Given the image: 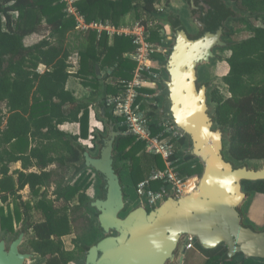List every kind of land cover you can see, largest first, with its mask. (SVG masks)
Returning <instances> with one entry per match:
<instances>
[{"label": "trees", "instance_id": "16d2710c", "mask_svg": "<svg viewBox=\"0 0 264 264\" xmlns=\"http://www.w3.org/2000/svg\"><path fill=\"white\" fill-rule=\"evenodd\" d=\"M218 2L227 8L225 3ZM233 2L236 10L231 14L232 25L227 23L219 46L221 50L230 51L223 59L228 70L222 75L228 94H222L217 86L209 89L207 83L202 84L208 86L211 122L222 134L224 158L235 166L234 162L245 159H264V25L257 24L259 19L264 21V0ZM161 4L165 7L169 0L75 2L86 21L109 20L119 25L128 16L130 21L155 19L157 28L162 27L160 20L163 18L173 27L183 24L178 18L164 17L157 9ZM74 28L75 19L66 13L60 0H0V229L5 234H14L13 239L25 234L31 258L38 257L42 260L39 264H84L87 249L102 237L111 235L101 233L95 223L98 211L93 206L94 200L86 194L95 181L93 172H96L92 168H78L76 164L83 150L78 139L89 135V101L77 99L65 84L72 73L70 57L75 51L78 67L74 75L83 80L92 75L95 83V66H107L116 81L104 86L103 92L118 93L120 81L130 78L135 67V62L124 54L131 52L134 46L128 36L117 35L110 42L105 34L98 36L92 30L76 33ZM157 28L152 30L150 37L156 43L162 37ZM240 32L245 35L239 36ZM33 35L41 36L27 42ZM168 44L170 40L166 39L162 50L153 55L158 62L154 70L162 74L164 70L160 64L168 56L169 50L165 49ZM40 65L45 67L42 71L38 69ZM159 87L158 83L157 89ZM157 89L150 91L154 93ZM151 100L162 102L160 96ZM157 111L158 107L148 111L151 132L167 136L169 131L164 122L173 123L162 119ZM111 117L116 122L115 127L125 131V126L118 123L119 118ZM67 121L79 123V134H68L58 128ZM171 141L182 175L199 176L201 162L184 149L187 136H175ZM143 146V141L130 134L123 133L114 141L113 164L121 184L119 163L122 169H128L135 183L153 167H164L161 156L142 151ZM18 160L23 169L33 164L38 170H18L15 181L9 174V164ZM53 162L56 166L47 169ZM71 167L79 171L74 172L76 175L73 173L72 182L64 184L66 170ZM97 179L98 197H102L103 182ZM51 183L55 186L54 200L48 199L45 191L40 192ZM25 185L35 195L32 201L21 199L18 193ZM242 185L250 193L264 194V178L244 180ZM152 187L157 188L158 183L154 182ZM122 188L124 192L123 185ZM9 196L12 209L4 206ZM57 201L62 204L57 206ZM14 223L21 224L17 231ZM74 230L77 231L75 249L66 250L62 236ZM195 247L206 257L203 264H264V258L245 257L241 253L229 257L223 243L206 246L196 242ZM75 251L84 253L83 261Z\"/></svg>", "mask_w": 264, "mask_h": 264}, {"label": "water", "instance_id": "95a60500", "mask_svg": "<svg viewBox=\"0 0 264 264\" xmlns=\"http://www.w3.org/2000/svg\"><path fill=\"white\" fill-rule=\"evenodd\" d=\"M218 1L208 0L210 13L201 9L199 19L191 13L196 27L192 35L183 24L173 27L167 19L160 20L170 44L166 47L168 56L160 64L164 74L155 94L162 99L161 118L187 136L185 152L202 164L195 188L168 195L149 208L139 200L126 211L127 200L113 164L114 141L123 132L115 127L110 108L100 103L105 131L93 153L83 146L78 168H92L103 182L102 197H97L100 192L96 190L92 200L98 211L97 226L101 233L111 235L87 249L84 264H182L188 236L206 246L225 244L229 257L241 253L264 258V227L256 228L246 221L245 211L250 207L248 202L260 193H250L242 185L244 180L264 178V159H245L232 166L224 158L222 134L211 122L208 86L198 82L199 69L210 64L233 13ZM258 160L262 162H252ZM93 183L96 185V179ZM24 239L25 234L10 242L0 238V264L34 261L32 251L22 248Z\"/></svg>", "mask_w": 264, "mask_h": 264}, {"label": "built area", "instance_id": "2783aa9c", "mask_svg": "<svg viewBox=\"0 0 264 264\" xmlns=\"http://www.w3.org/2000/svg\"><path fill=\"white\" fill-rule=\"evenodd\" d=\"M64 3V10L75 19L74 30L77 33H86L90 30L97 35L105 34L108 38L117 35L128 36L134 46L129 54L135 62L131 77L121 80V89L116 94L106 96L105 103L111 110V114L119 118L118 123L125 126L124 134H130L136 139L144 142L147 151L160 155L164 167H153L148 174L135 185V193L139 200L149 207L156 205L162 198L168 195H178L190 192L196 185V176H184L179 171L178 157L174 156V144L171 139L175 136H182L172 125L164 122L169 135L160 136L153 134L150 129V108H157L161 104L151 99L156 96L157 84L162 77V72L154 70L158 62L153 57L154 53L162 50L166 41L167 33L165 28L158 27L155 19L145 18L134 20L130 23L114 25L109 20L86 21L75 6L76 0H60ZM159 11H163V5H157ZM157 28L162 36L158 43L150 40L152 30ZM167 47V46H166ZM165 47V49H167ZM94 179L96 174L93 172ZM158 183L157 188L152 184ZM195 237L188 236L183 244L185 250L195 245Z\"/></svg>", "mask_w": 264, "mask_h": 264}, {"label": "crops", "instance_id": "0c3cea01", "mask_svg": "<svg viewBox=\"0 0 264 264\" xmlns=\"http://www.w3.org/2000/svg\"><path fill=\"white\" fill-rule=\"evenodd\" d=\"M169 4H171V1H169ZM127 17L128 16H126V18H125V22H123L121 24H126V23L132 22V21H130L129 17L128 18ZM160 25H162L161 22H160ZM112 39H113V37L109 38V41L111 42ZM29 40H30V38H29ZM131 52L124 53V54L125 55L127 54L130 57L129 54ZM70 62L72 65L70 67V72H72V73H71V75L68 76V78L66 80L65 88L68 89L69 91H71L72 94L77 99L89 101V103H88L89 104L88 105L89 111H90V113H89V115H90L89 135L87 138H79L78 141H79V144H81V146H85L87 151L93 153V151H95L99 148V146H98L99 140L98 139H99V136L104 132V128H105V121H104V118H103V116L99 110V104L101 103L106 109H108L107 105L104 103V101H105L104 99L106 98V96L114 94V93L105 94V92H103V89H104V86H106L107 84H115L116 80H115L114 76L110 75V73H111L110 68H108L107 66L100 67L99 65L95 66V73H96V67H98V69H99V74L96 73V78H97V81L95 82L96 84L94 83V79H93L92 75L87 76L86 78H84V80L82 78L74 75L73 72L78 67V55L75 51L71 54ZM44 68H45L44 65H40L38 67V69L41 71ZM58 128L64 132H66L68 134H72V135H77L80 132V126H79L78 122H68L67 121V122L60 124L58 126ZM57 149H59V147ZM142 151H147L145 146H143ZM142 151H140V152H142ZM147 152H149V151H147ZM51 153L55 154V152H53V151ZM81 160H82V157L79 161H77L76 164L78 165ZM11 164H13V165H11ZM118 165H119V169H120V176H121V180H122V185L124 187V193L126 196H127V194L130 195L129 193L131 192V190L135 192L136 183L131 178L128 169H122V167H120V165H121L120 163ZM55 166H56V164L53 162L47 167V169L54 168ZM18 170L37 171L38 169L33 164L30 165L28 167V169H23L21 161H19V160L11 162L9 164V174H12V176L15 178V181H16V172ZM78 171L79 170L74 168V167L73 168L71 167L70 169L68 168L66 170V175L64 177V179H65L64 184H67V182H72L75 178L74 176H72L73 173L74 172L76 173ZM75 173H74V175H76ZM70 177H71V180H70ZM95 179H96V185H95V183H92L90 185V187L86 190V194L89 195V197L91 199L95 195L96 190L98 192L97 182H99V181L97 179V176ZM54 188H55L54 183H51L50 185H48L46 187H42L40 192L45 191L47 194L46 197L50 200L51 199L54 200L55 199ZM18 193L21 195V199H23V200L35 197V195H33L32 191L30 190L28 185H25L23 188H21L18 191ZM29 194H30V196H28ZM98 195H97V197H98ZM11 199H12V197L9 196L7 201L4 203L5 208H7L8 205L10 206L11 209L13 208V203H12ZM0 204L2 205L1 201H0ZM248 215H249L248 217L252 221H257V222H260V224H262L263 218H260L259 211H258V209L254 203L252 206H250V209L248 211ZM17 224H19V223H14L15 229L17 227ZM20 226H21V224H20ZM64 236H67V235H64ZM64 236H62V237H64ZM193 248H196V247L194 246ZM193 248H191V249H193ZM188 250H190V249H188ZM197 255H198V257L193 256L191 258H188L186 261L183 259V264H203L206 257L198 249H197ZM197 259H200L201 261H199ZM40 261H42V260H40L38 257L34 259L35 264H37V263L39 264Z\"/></svg>", "mask_w": 264, "mask_h": 264}, {"label": "rangeland", "instance_id": "374dc122", "mask_svg": "<svg viewBox=\"0 0 264 264\" xmlns=\"http://www.w3.org/2000/svg\"><path fill=\"white\" fill-rule=\"evenodd\" d=\"M171 1V4H168L167 6L164 7L163 5V8L166 9H169V8H172V7H176V8H181V6L179 5V3H177L176 0H169ZM230 3V5L232 7L234 2L233 0H226ZM182 3V2H180ZM183 8H187L189 9V7L186 5V4H182ZM208 9V7H207ZM192 11L190 10L188 13H187V19L189 20V25L192 27V30L188 29L189 32L192 34L195 33V26L193 24V22L191 21V15ZM196 17L197 19H199V12L196 13ZM128 18V17H127ZM129 21V20H128ZM228 24H231L232 25V21L230 20L228 22ZM257 24H260V25H264V21L262 19H259ZM241 25V24H240ZM76 32V31H75ZM77 33V32H76ZM42 34H46L44 32H42ZM241 35H245V32H240L239 33V36ZM41 36V35H39ZM39 36H31L27 39V42H30V41H34V40H37L38 38H40ZM75 39V37H74ZM73 40V38H72ZM168 40V38H167ZM230 54V51L229 50H221V49H216L215 50V57L212 59V61L210 62V64H207V65H204L202 67H204V75H205V79H212V83H211V87H209V89H211L213 86H217L221 93L224 94V95H227V91H226V87L222 81V75H224L227 70H228V65L227 63L225 62V60H223L225 57H227L228 55ZM104 131H105V128H104ZM252 162H257V163H261L262 161H252ZM13 165V164H11ZM198 176V175H197ZM130 195L127 194V196H125V199L127 200L126 203H127V207H126V211H128L129 209L137 206L139 204V198L137 196V194L131 190V192L129 193ZM30 196V194L28 195ZM31 201L33 200L32 198H30ZM252 203V204H251ZM253 203L255 204V206L258 208V211H259V216L262 214V212L264 213V194L260 193V194H256V197L254 199H251L249 202H248V205L250 204V206L253 205ZM55 204L57 206H60L62 203L61 201H57L55 202ZM71 204H74L73 202H71ZM147 208H149L148 205H146ZM250 207L248 209H245L246 211V221L250 222L251 224L254 225V227L256 228H263V224H260V222H257V221H252L248 216V211H249ZM69 213H70V210H69ZM125 213V212H124ZM40 217L39 216H36V219H39ZM97 221V220H96ZM95 221V223L97 224V222ZM80 220H78V224H79ZM263 223V222H262ZM20 227V224H17V227H16V230H18ZM81 232V231H79ZM13 235H8V234H5L3 233L2 231H0V238H4L7 242H10L13 238ZM77 236V231L74 230L72 233H70L69 235L67 236H64L62 237V241H63V244H64V247L66 250H74L75 249V246H74V238ZM22 248L24 250H30V248L28 247V244H27V237L25 236V239H24V242L22 243ZM76 254H78V256L80 255V261H83V254L84 253H78V251H75ZM183 255H184V260L186 261L188 258H191L193 256L195 257H198L197 255V248H193V249H190V250H185L183 252ZM199 261H201L200 259H197ZM31 264H35V262L33 261ZM183 264V263H182Z\"/></svg>", "mask_w": 264, "mask_h": 264}, {"label": "flooded vegetation", "instance_id": "af4514ba", "mask_svg": "<svg viewBox=\"0 0 264 264\" xmlns=\"http://www.w3.org/2000/svg\"><path fill=\"white\" fill-rule=\"evenodd\" d=\"M177 1V3H179V5L181 6V8H176L175 6L174 7H172V8H169V9H167V7H166V9L164 8L163 9V11H162V14H164L165 16L164 17H166V18H168V17H170V18H172V20H174V19H176V18H179L180 19V21L183 23V25H184V27L185 28H188V29H190V30H192V27L189 25V20L187 19L188 17H187V13L191 10L192 11V13H193V15L195 16L196 15V13L197 12H200V10L202 9V10H204L206 13H210L209 11H210V8L211 7H209L208 6V3H207V1L208 0H176ZM180 2H182V3H180ZM220 2H223V3H225L226 4V6H227V8L228 9H230L231 11H235L236 10V5L235 4H233V6L234 7H232L231 5H230V3L228 2V1H226V0H220ZM203 3V4H202ZM182 4H186L188 7H189V9H187V8H183V6H182ZM192 5H194V8H192L191 6ZM207 7H208V9H207ZM233 14V13H232ZM231 18H233V15H231L230 17H229V19H227V21H230V19ZM232 21V20H231ZM228 22H226V24H227ZM167 37H168V40H170V37L167 35ZM223 37V36H222ZM221 37V42H222V38ZM221 42H220V44H221ZM220 44L218 45V47H216L215 49H214V51H213V53H214V56L212 57V59L215 57V50L218 48V49H220L219 48V46H220ZM212 59H211V61H212ZM204 66V65H203ZM212 79H205V75H204V67H201L200 69H199V71H198V82L199 83H207L208 85H209V87H211V83H212ZM88 171H91V169H89ZM263 194V193H262ZM252 204V203H251ZM258 209V208H257ZM260 218H263V227H264V213L262 212V214L260 215ZM16 230V229H15ZM0 231H2L1 229H0ZM17 231V230H16ZM3 232V231H2ZM4 233V232H3ZM114 234V233H113ZM8 235H12V234H10V233H8ZM14 236V235H13ZM13 239V238H12ZM195 244H196V241H195ZM195 246V245H194Z\"/></svg>", "mask_w": 264, "mask_h": 264}, {"label": "bare ground", "instance_id": "6f19581e", "mask_svg": "<svg viewBox=\"0 0 264 264\" xmlns=\"http://www.w3.org/2000/svg\"><path fill=\"white\" fill-rule=\"evenodd\" d=\"M194 188H195V187H194ZM194 188H193V189H194ZM193 189H192V190H193ZM192 190H191V191H192Z\"/></svg>", "mask_w": 264, "mask_h": 264}]
</instances>
